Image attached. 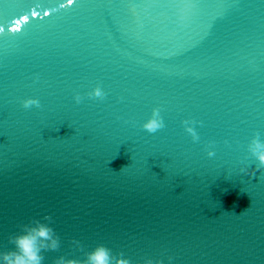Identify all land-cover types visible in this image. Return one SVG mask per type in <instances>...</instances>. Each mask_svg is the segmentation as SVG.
Masks as SVG:
<instances>
[{"label": "water", "instance_id": "water-1", "mask_svg": "<svg viewBox=\"0 0 264 264\" xmlns=\"http://www.w3.org/2000/svg\"><path fill=\"white\" fill-rule=\"evenodd\" d=\"M255 133L264 0H0V250L51 217L43 264H264Z\"/></svg>", "mask_w": 264, "mask_h": 264}, {"label": "clouds", "instance_id": "clouds-1", "mask_svg": "<svg viewBox=\"0 0 264 264\" xmlns=\"http://www.w3.org/2000/svg\"><path fill=\"white\" fill-rule=\"evenodd\" d=\"M91 95L102 98L104 93L96 88L93 89ZM79 99L77 96V102ZM38 103L35 99H27L23 101V106L27 108L38 105ZM141 126L148 132H156L161 129L164 124L159 110L153 109L152 115ZM187 131L192 133L194 139L197 138L193 129L188 128ZM247 150L258 162V166L264 168V140L260 138L259 133L252 136ZM208 154L211 156L213 153L209 152ZM50 221L51 217L34 218L21 225L19 231L10 237L13 248L0 250V264H43V253L55 251L60 244L59 237L52 228ZM165 259L168 264H172L173 258L171 256H165L164 259L146 257L143 259V264H165ZM53 264H76V262L59 256L55 258ZM84 264H131V261L123 254L114 255L111 249L101 245L86 253Z\"/></svg>", "mask_w": 264, "mask_h": 264}, {"label": "snow or ice", "instance_id": "snow-or-ice-1", "mask_svg": "<svg viewBox=\"0 0 264 264\" xmlns=\"http://www.w3.org/2000/svg\"><path fill=\"white\" fill-rule=\"evenodd\" d=\"M156 2H159V3L184 4L185 7H188L190 5L191 0H156ZM14 31H18V29L14 30Z\"/></svg>", "mask_w": 264, "mask_h": 264}]
</instances>
